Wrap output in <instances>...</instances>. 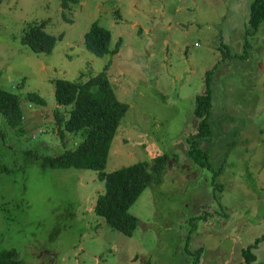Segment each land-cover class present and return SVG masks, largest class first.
Returning <instances> with one entry per match:
<instances>
[{"label":"rangeland","instance_id":"1","mask_svg":"<svg viewBox=\"0 0 264 264\" xmlns=\"http://www.w3.org/2000/svg\"><path fill=\"white\" fill-rule=\"evenodd\" d=\"M252 2L0 0V87L20 96L24 114L21 134L0 115V251L16 250L25 264H244L242 249L264 236V21L248 34ZM42 20L62 35L50 53L21 42L28 23ZM94 21L110 30L112 47L123 39L117 54L86 49ZM106 65L128 110L103 171L168 154L161 181L129 207L131 236L94 212L105 188L97 171L26 160L28 151L56 155L84 139L85 130L57 133L54 82ZM208 71L213 135L199 143L211 169L187 156ZM253 252L264 264V239Z\"/></svg>","mask_w":264,"mask_h":264},{"label":"trees","instance_id":"2","mask_svg":"<svg viewBox=\"0 0 264 264\" xmlns=\"http://www.w3.org/2000/svg\"><path fill=\"white\" fill-rule=\"evenodd\" d=\"M69 1L76 2L77 0H62L63 6L67 7ZM263 21L264 0H253L250 5L248 34L255 33ZM45 25L46 20L28 23L21 38L22 44L34 53H50L58 38L62 37V35L57 37L46 32ZM122 43L123 39L119 38L112 47L110 30L97 21H94L84 34L86 49L100 57L106 54H117ZM107 68L106 65L103 70L94 75H88L84 80L81 78L55 80L54 96L57 107L53 115L58 126L57 133L61 139H64L66 133L85 130V137L75 148L66 149L56 155L39 156L36 152L28 151L26 160H38L42 168H76L97 171V178L104 182L105 188L96 199L94 212L103 217L110 227L131 236L137 219L129 213V207L149 183L161 181L168 154L156 156L150 164L146 161L138 162L111 172L103 171L111 141L128 110V104L117 98L109 80ZM210 76L211 71H208L206 92L196 97L194 115L198 119V124L196 132L188 138L189 148L187 150V156L192 162L207 169L212 168L209 155L200 146L199 140H209L213 135L209 121L212 110ZM25 98L34 103L45 104L44 98L37 93H27ZM67 107L69 109L64 113L62 108ZM0 115L18 134L24 132L22 127L24 114L20 108V96L11 89L0 87ZM220 171L219 169L214 172V178ZM263 239L264 236L257 238L253 244L242 249L244 264H256L257 256L253 249ZM0 264H25V262L17 257L16 250L4 249L0 251Z\"/></svg>","mask_w":264,"mask_h":264}]
</instances>
